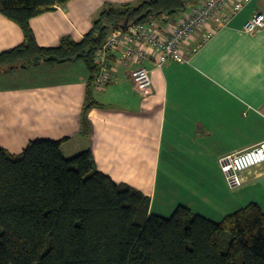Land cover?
I'll use <instances>...</instances> for the list:
<instances>
[{
	"label": "crops",
	"instance_id": "crops-1",
	"mask_svg": "<svg viewBox=\"0 0 264 264\" xmlns=\"http://www.w3.org/2000/svg\"><path fill=\"white\" fill-rule=\"evenodd\" d=\"M137 1L69 0L29 25L40 46H55L63 37L79 41L107 3ZM254 12L264 13V0L245 4L206 39L204 29L197 30L183 46L184 60L169 59L161 67L145 61L150 96L130 79L136 64L119 63L118 50L112 52L109 82L93 86L97 104L87 114L86 130L89 71L83 61L0 74V146L18 154L30 140L48 138L63 140L66 157L90 149L99 171L149 196L150 212L160 216L176 203L213 221L249 202L264 211V163L244 171L234 189L218 163L264 139V27L242 30ZM23 40L19 25L0 13V51ZM169 193L172 199H161L168 202L161 207L160 198Z\"/></svg>",
	"mask_w": 264,
	"mask_h": 264
},
{
	"label": "trees",
	"instance_id": "trees-1",
	"mask_svg": "<svg viewBox=\"0 0 264 264\" xmlns=\"http://www.w3.org/2000/svg\"><path fill=\"white\" fill-rule=\"evenodd\" d=\"M69 0H0L24 40L0 51V74L81 60L89 71L83 124L97 103L96 48L121 26L164 24L196 0H139L104 8L79 41L40 46L32 17ZM63 140L36 138L14 154L0 146V264H264V211L257 202L213 221L178 205L168 217L150 198L99 171L90 149L63 155Z\"/></svg>",
	"mask_w": 264,
	"mask_h": 264
},
{
	"label": "built area",
	"instance_id": "built-area-1",
	"mask_svg": "<svg viewBox=\"0 0 264 264\" xmlns=\"http://www.w3.org/2000/svg\"><path fill=\"white\" fill-rule=\"evenodd\" d=\"M251 0H196L189 4L175 22L164 24L156 21L128 24L111 31L104 43L96 48L94 61L99 67L93 81L96 88L104 87L110 80V56L118 50L119 63L136 64L130 70L135 89L144 97L152 93L149 70L143 63L153 60L161 67L169 59L184 60L183 46L194 33L204 29L203 39L227 25L245 4ZM264 27V13L254 12L245 20L242 30L253 33ZM224 179L229 188L242 184L241 174L249 168L264 163V139L218 159Z\"/></svg>",
	"mask_w": 264,
	"mask_h": 264
},
{
	"label": "rangeland",
	"instance_id": "rangeland-1",
	"mask_svg": "<svg viewBox=\"0 0 264 264\" xmlns=\"http://www.w3.org/2000/svg\"><path fill=\"white\" fill-rule=\"evenodd\" d=\"M134 4H136V3L134 2ZM118 6H119V5H117V4L114 5V4H112L111 2H109V3H107V5H106L104 8H108V7H115V8H116V7H118ZM94 92H95V91H94ZM174 194H175V191H173V194H172V195H174ZM169 195H170V196H167V197H165V198H160V197L158 196V197L160 198L159 201H160V205H161V207H162V206H166V205L168 204V202L170 201V199H172L170 193H169ZM167 198H168V200H167L168 202H163V201H165ZM161 199H162L163 201H162ZM175 206H178V203H176ZM166 208H167V207H166ZM160 210H162V209H160ZM162 212H164V211H162ZM172 212H173V211H171V212L166 211V215H163V216L168 217V216H170V215L172 214Z\"/></svg>",
	"mask_w": 264,
	"mask_h": 264
},
{
	"label": "water",
	"instance_id": "water-1",
	"mask_svg": "<svg viewBox=\"0 0 264 264\" xmlns=\"http://www.w3.org/2000/svg\"><path fill=\"white\" fill-rule=\"evenodd\" d=\"M123 28V26H121Z\"/></svg>",
	"mask_w": 264,
	"mask_h": 264
}]
</instances>
